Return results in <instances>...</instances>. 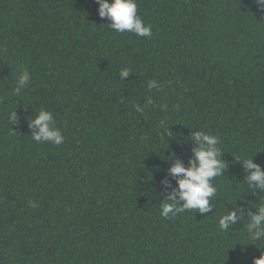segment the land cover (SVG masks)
<instances>
[{
  "label": "trees",
  "instance_id": "16d2710c",
  "mask_svg": "<svg viewBox=\"0 0 264 264\" xmlns=\"http://www.w3.org/2000/svg\"><path fill=\"white\" fill-rule=\"evenodd\" d=\"M137 3L151 37L111 29L97 0H0V264H254L264 253L246 214L264 189L248 187L241 164L264 167V10ZM25 68L32 78L16 95ZM41 108L62 144L32 139ZM195 130L219 137L225 161L213 209L165 218L161 181L172 156L188 166Z\"/></svg>",
  "mask_w": 264,
  "mask_h": 264
},
{
  "label": "clouds",
  "instance_id": "9594fccd",
  "mask_svg": "<svg viewBox=\"0 0 264 264\" xmlns=\"http://www.w3.org/2000/svg\"><path fill=\"white\" fill-rule=\"evenodd\" d=\"M255 2L264 10V0H255ZM99 5L98 13L101 18H107L111 29L116 32L124 33L125 31L134 33L140 37H151L152 27L145 24L138 13L137 0H97ZM131 70L122 68L120 71L121 79L129 77ZM31 73L25 68L17 78L14 93L19 95L21 90L31 80ZM158 82L153 79L148 82V88L154 89L159 87ZM147 103H151L148 100ZM137 111L143 109L137 105ZM28 119V118H27ZM12 125H17L20 117L17 110L11 113L9 117ZM29 127L32 129L31 137L36 142H48L60 145L64 142L62 131L55 126V117L49 110L41 108L33 119H28ZM164 125V122H161ZM193 147L192 156L185 166L183 160L172 156L174 161L166 171L165 178L161 181L164 189L171 187L167 193L166 199L161 202V215L165 218L175 216L185 210H198L201 215L210 213L213 205L210 201L216 196L217 188L213 184L214 178L222 175L225 171V161L222 158L221 148L219 147V137L209 134L202 130L192 131L190 137ZM254 157L248 158L241 162L245 173V179L250 189H264V167L254 162ZM169 177L175 179L176 186H171ZM244 183V182H243ZM164 194L163 192L161 193ZM262 197V196H261ZM259 199L256 203V212L248 211L246 214L250 217L247 224V231L253 240L264 239V201ZM245 215L243 208L239 212L228 210L226 214L219 219L221 230H229L242 216ZM254 264H264V253L255 258Z\"/></svg>",
  "mask_w": 264,
  "mask_h": 264
}]
</instances>
